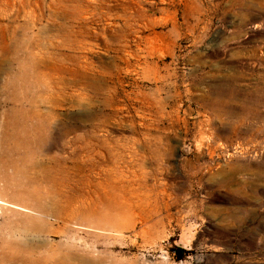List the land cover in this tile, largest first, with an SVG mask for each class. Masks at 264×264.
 I'll use <instances>...</instances> for the list:
<instances>
[{"label":"rangeland","instance_id":"rangeland-1","mask_svg":"<svg viewBox=\"0 0 264 264\" xmlns=\"http://www.w3.org/2000/svg\"><path fill=\"white\" fill-rule=\"evenodd\" d=\"M0 202V264H264V0H0Z\"/></svg>","mask_w":264,"mask_h":264},{"label":"bare ground","instance_id":"bare-ground-1","mask_svg":"<svg viewBox=\"0 0 264 264\" xmlns=\"http://www.w3.org/2000/svg\"><path fill=\"white\" fill-rule=\"evenodd\" d=\"M28 151L31 153V154H37L36 152H34L35 150H31V147H27ZM108 186H111V185H108ZM122 189V191L120 190ZM126 187H122V188H111L109 191H104L103 192V195L102 197L98 196V200H106V209L109 210V211H118V210H121V204H123V202H129L131 197L133 198V196H130L131 194L129 193V196L127 197V193H126ZM121 192V193H119ZM135 198V197H134ZM137 200V199H135ZM122 202V203H121ZM0 204H2L0 202ZM41 212H39V216H41V219L42 217H47V218H56V219H61V220H65L67 221V217L70 219H74L72 218L73 216H78L79 214H74V211H72L71 214H69V216L63 214V213H51V212H48L46 211L45 208H39ZM80 216L82 218H86V220H88L87 218H92V219H98V218H101L103 216V214L101 212H98L96 208H93V209H90V210H85L83 211ZM77 219V217H76ZM85 222V221H84ZM85 224V223H83ZM90 225V224H89ZM87 226V225H86Z\"/></svg>","mask_w":264,"mask_h":264},{"label":"trees","instance_id":"trees-1","mask_svg":"<svg viewBox=\"0 0 264 264\" xmlns=\"http://www.w3.org/2000/svg\"><path fill=\"white\" fill-rule=\"evenodd\" d=\"M178 253H179V255H180V253H183L181 250H178Z\"/></svg>","mask_w":264,"mask_h":264}]
</instances>
